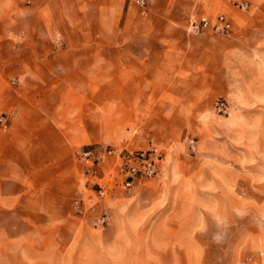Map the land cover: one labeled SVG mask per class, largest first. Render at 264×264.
<instances>
[{
    "label": "crops",
    "instance_id": "0c3cea01",
    "mask_svg": "<svg viewBox=\"0 0 264 264\" xmlns=\"http://www.w3.org/2000/svg\"><path fill=\"white\" fill-rule=\"evenodd\" d=\"M222 13L231 32L189 31ZM245 111L264 112V0H0V264H205L236 190L207 145L237 141ZM94 144L166 154L100 200Z\"/></svg>",
    "mask_w": 264,
    "mask_h": 264
},
{
    "label": "rangeland",
    "instance_id": "374dc122",
    "mask_svg": "<svg viewBox=\"0 0 264 264\" xmlns=\"http://www.w3.org/2000/svg\"><path fill=\"white\" fill-rule=\"evenodd\" d=\"M133 2L136 4L135 0ZM214 114L218 120H223L229 113L221 115L214 109ZM242 122L237 141L226 135L227 143L221 144L216 139L223 135L217 132L216 142H208L207 145L208 153L221 149L224 152L222 156L226 154L225 165L220 164L223 159L219 155L212 161L230 170L228 177L236 184V190L233 196L230 192L226 196L225 224L221 227L213 224V232H203V238L199 240L206 246V250H202L205 264H264V112H242ZM215 125L217 129L226 128L220 123ZM81 162L84 180L87 181L86 165L82 159ZM151 180L153 178L145 183ZM211 235L216 236L211 238ZM216 245L218 247L215 248Z\"/></svg>",
    "mask_w": 264,
    "mask_h": 264
},
{
    "label": "built area",
    "instance_id": "2783aa9c",
    "mask_svg": "<svg viewBox=\"0 0 264 264\" xmlns=\"http://www.w3.org/2000/svg\"><path fill=\"white\" fill-rule=\"evenodd\" d=\"M142 9H146L150 0H135ZM240 9L246 10L249 4L240 2ZM189 31L202 34L212 31L216 34H226L232 31V21L224 13L219 14L213 21L209 18L194 19L189 24ZM215 109L221 115L229 113L230 105L225 99L215 102ZM5 122V116L0 118ZM196 141L190 139L192 147ZM79 157L86 165L84 171L88 182L93 184L100 198L117 187L127 190L133 188L136 183H145L159 175L161 164L165 158V151L160 145H150L145 148H125L110 145L94 144L79 151ZM113 160V165L106 167ZM97 223L107 226L110 223L108 215L97 219Z\"/></svg>",
    "mask_w": 264,
    "mask_h": 264
}]
</instances>
